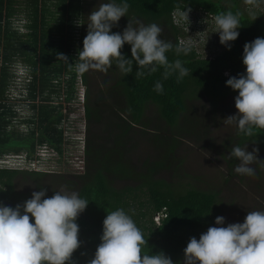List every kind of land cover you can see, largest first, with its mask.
<instances>
[{"label":"trees","instance_id":"obj_1","mask_svg":"<svg viewBox=\"0 0 264 264\" xmlns=\"http://www.w3.org/2000/svg\"><path fill=\"white\" fill-rule=\"evenodd\" d=\"M25 1L29 8L30 24L27 27L28 32L21 34L13 28L11 22L16 0H0V158L6 153L19 154L21 151L29 153L30 158L36 147L43 145L52 148L61 156L65 155L63 143L66 141L57 126L65 117L64 113L62 114L65 107L61 103L55 104L52 96L60 99L61 94H64L65 100L70 102L75 94L76 76H80L86 84V73L80 74L75 69L74 53H77L78 60V52L83 49L88 26L85 25L81 30L78 27L83 11L81 0ZM102 1L116 4L126 2L129 5L126 16L121 17L111 28L112 34L122 35L129 21L133 27L138 22L145 26L155 23L164 34L159 38L173 45L166 53L169 63L180 60L183 67L188 69V74L177 83L178 72H173L164 79V67L157 66L156 72L148 74V70L144 69L145 75L136 79L135 74L139 67L135 62L132 72L125 75L113 61L109 70V77L113 82L101 91L100 100L106 101L103 105L93 104L91 107L86 99L83 108L88 124L94 125L100 124L107 113L115 117V112H126V119L121 115L116 116V122L122 123L121 134L114 136L108 126L107 129L101 130L102 133L90 134L82 149L84 168L79 171L81 173L71 177L63 174L44 180L42 171L19 172L0 169V205L15 208L17 205L22 206L32 197L30 193L15 191L13 182L17 174L41 176L43 184H36L34 192L46 190L44 198H50L55 192L65 190L67 193L76 192L88 201L86 209L76 220L79 226L80 247L73 253L68 264H89L101 243L106 215L118 209H123L142 231L147 241V244L142 246V254L155 255L162 252L171 258L173 264H178L180 255L190 239L195 237L198 240L212 224L219 211L217 194L196 189L177 191L168 182L155 179V176L171 169V155L179 143L175 137L177 131H172L179 127L180 121H185L187 101L205 95L209 103L215 106L224 97L239 94L226 86V81L231 77L238 78L246 74V66L243 64L244 45L256 38H264V14L258 11H243L240 2L246 0H227L230 2L228 7L222 0ZM185 12H195L196 17L198 13H208L215 17L220 13L231 12L238 16L240 22L237 29L238 38L230 42V50L225 47L211 58H201L193 46L185 47L178 43L185 34L178 23L185 18ZM175 20H178L177 23ZM186 22L190 24L191 20ZM177 47L190 51L187 55L183 52L177 54ZM51 49L55 52L51 53ZM61 53L68 58L67 61L57 59ZM121 54L126 59H131V45L125 44ZM17 57L22 58L21 62L30 64L31 69L22 81L27 98L24 101L13 98L15 102L12 104L7 103L8 99H4L3 94L7 84L12 83L9 68H15V65L10 63V59L16 60ZM225 73H228V76H225ZM61 77L66 78V81L63 82ZM13 79H21V76L16 74ZM157 81L163 85L162 94L154 91ZM16 106H26L32 112L30 117L24 120L21 113L17 114V109H14ZM150 107L154 108V116L158 122L171 131L170 137H165L160 129L153 127L157 131L154 134L156 136L151 139L152 143H163L165 139L170 138L175 142L164 147L160 145L162 148L157 145L159 149L164 150L163 154H158L156 160L151 162L145 161L143 168L139 169L123 156L121 150L117 153L115 146L123 147L124 137L129 138L134 126H140L143 135L148 133V123L143 120ZM66 109L67 113L64 115L70 116L72 109ZM16 117L28 127L26 134L16 129ZM188 133L191 132L185 129L179 136ZM231 143V152L237 146L264 150V130L255 129L254 135L247 136L239 133L235 124V131L228 145ZM114 155L116 159L113 161ZM233 158L235 157L229 159L230 166L237 161L236 158L232 161ZM116 182L128 184L115 187ZM142 198L145 203L140 201ZM21 211L23 214V209ZM160 212L165 218L156 225L153 216ZM30 222L34 223V219Z\"/></svg>","mask_w":264,"mask_h":264},{"label":"clouds","instance_id":"obj_2","mask_svg":"<svg viewBox=\"0 0 264 264\" xmlns=\"http://www.w3.org/2000/svg\"><path fill=\"white\" fill-rule=\"evenodd\" d=\"M255 2L246 0L248 4ZM128 8L126 2L102 3L89 15L88 32L83 49L78 52L76 71L80 74L89 70L107 72L115 61L116 67L128 75L135 62L139 67L136 79L145 75L144 69L151 74L157 71V66H163L164 79L178 72L179 83L188 74V69L178 59L169 63L166 53L173 45L159 38L162 29L158 25L134 28L129 21L122 35L111 33V28L126 16ZM185 15L187 17L186 12ZM214 21L220 43L230 50V42L239 35L238 16L231 12L220 13ZM125 44L131 45V59L121 54ZM189 51L176 48L177 54L187 55ZM57 59L68 60L62 53ZM243 64L246 74L226 81V86L239 94L235 98L237 114L225 122L235 123L239 133L252 136L255 129L264 130V38H256L244 45ZM154 91L162 94V83L157 81ZM256 153L257 148L248 152L246 147H234L230 156L239 161L234 171L240 175H255V169L250 165L259 161L264 166ZM45 195L46 190L41 189L33 192L22 206L0 205V264H68L71 261L73 253L80 247L76 220L88 201L76 192L57 191L50 198H44ZM32 219L34 223L30 222ZM215 223L222 225L224 218L217 217ZM145 244L147 241L133 219L123 209L112 211L103 221L101 243L89 264H173L162 252L142 254ZM184 264H264V211H249L243 223L209 227L199 240L191 238L184 249Z\"/></svg>","mask_w":264,"mask_h":264},{"label":"rangeland","instance_id":"obj_3","mask_svg":"<svg viewBox=\"0 0 264 264\" xmlns=\"http://www.w3.org/2000/svg\"><path fill=\"white\" fill-rule=\"evenodd\" d=\"M221 2L227 7L230 4L227 0H222ZM81 3L83 11L81 22L78 24L79 30L83 29L84 26L89 23V15L104 2L102 0H81ZM13 8L15 12L11 18L12 26L19 33L26 34L28 32L27 27L30 24L28 19L29 8L26 1L16 0ZM240 8L243 11L246 10L248 13L258 11L264 14V0H256L254 4L249 5L246 1H241ZM195 14V12L193 14L189 13L188 17L178 22L181 24L180 28L185 33L183 35L184 37L178 40V43L185 47L193 46L196 48L201 58H211L215 54H219L223 51L226 46L220 43L219 33L211 29L212 26L216 27L215 21L213 20L210 26L211 18L209 15L198 13L196 17ZM188 19L191 20L190 24L186 22ZM175 23H177L176 20ZM199 23L203 25V27L200 28V32H198ZM140 25H142V23L138 22L137 25H134V28H138ZM161 35L164 34L161 33ZM54 52L55 51L51 49V53ZM74 54L77 55V53ZM76 55L74 57L75 64L77 63ZM21 60L22 58L20 57H17L16 60L10 59V63L15 65V68H9L12 76V83L9 82L7 84V88L3 94L4 99L5 97L8 99L7 103L11 102L13 104L15 102L13 101V96L15 95L19 97L17 98L19 101H24V99L27 98V91L22 81L25 80L24 78H26L31 67L30 64L23 63ZM110 69L111 68H109L107 72L89 70L86 72V84L80 76H76V82L74 84L75 94L70 102L65 100L64 94H61L62 99H59L55 95L52 96L55 104L61 103L65 107L62 114L67 113L66 107H70L72 112L70 116L63 114L65 117H63L60 124L57 126V128L63 132V138L66 141V143H63L65 155L63 154L59 159L56 158L41 164L40 169L42 168L45 171L42 176L45 178L44 180H49L52 179V177L63 174L71 177L81 173L79 171L84 168V164L81 161L83 159L82 149L86 138L89 137L90 134H96V132L102 133L101 130L107 129V126L112 130L114 136L121 134L122 123L116 122V116L121 115L125 118V116H127L126 112H123V114L115 112V117L112 116L111 113H107L104 115L100 124L96 125L93 123L88 124L84 117L83 106L86 99H88L89 106L91 107L93 104L103 105L106 101H101L100 99L101 91L105 89L106 85L113 82V79L109 77ZM13 74L14 76H16V74L20 75L21 79L14 80ZM225 76H228V73H225ZM27 81H29L28 77ZM62 81L65 82L66 78L62 79ZM237 96L238 94L226 96L215 104V106L209 103L205 95H200L199 97L187 101L186 104L188 109L184 116L185 121H180L179 127L172 131H177L175 137H177L179 143L171 155L173 161L171 169L169 171L160 172L155 176V179L158 178L168 182L172 185L173 189L177 191L184 192L186 189H196L201 192L216 193L219 211L213 218L212 224L209 227H227L229 224L243 223L249 211L264 210V166H262L259 161L251 164L250 167L255 169V175L253 176L240 175L234 171L239 163L238 160L230 166L229 159L232 157L230 156V148H232L233 145L232 143L228 145V143L233 137L235 123L228 124L225 120L237 114V109L235 107V98ZM14 109H17V114L21 113L24 120L30 117L32 113L26 106H16ZM154 115L155 111L153 107H150L145 113L143 121L148 123V133L143 135L142 133L144 132H142L141 127L134 126L129 134V138L124 137L122 141L123 147L120 148L117 145V147L115 146L116 149L114 148L117 150V153L118 150H121L123 156L139 169L143 168L145 161L151 162L156 160L158 154H163L164 150L159 149L162 148L160 145L164 147L165 145H171L175 142L173 138H170L169 140L165 139L163 143H152L151 139L156 136L154 134L157 131L154 128L160 129V132L164 136H169L171 133L170 129H166L164 124H160ZM72 120H76L77 122ZM15 125L20 133H27L26 129L28 127H26L24 122H21L20 118H15ZM185 129L191 133L179 136ZM44 147L49 151L52 149L46 145L37 146L35 153L39 148ZM245 147L248 152H252L253 148L250 146ZM21 153L25 152L21 151ZM23 155H15L11 152L2 155L3 157L0 159V169L14 167L18 168L19 172H24V162L19 163ZM256 155L258 160L264 161V150H258ZM8 156H12L13 159H11L12 157H9V159ZM115 159V155L112 156V160L114 161ZM234 160L235 158H233L232 161ZM44 180L41 179V176L30 177L27 174H17L13 183L15 185V191L32 194L35 185L42 183ZM127 184L128 183L125 182H116L114 186L121 187ZM50 190L54 189L50 188ZM63 192H65V190ZM140 201L145 203L144 198ZM156 215L160 218H165L163 214ZM217 217L224 218V223L222 225H217L215 223ZM153 222L155 224L159 223L155 215L153 216ZM207 230L203 233L207 232ZM178 264H184V252L181 253Z\"/></svg>","mask_w":264,"mask_h":264},{"label":"built area","instance_id":"obj_4","mask_svg":"<svg viewBox=\"0 0 264 264\" xmlns=\"http://www.w3.org/2000/svg\"><path fill=\"white\" fill-rule=\"evenodd\" d=\"M189 13H192V12H188L187 13V17H188ZM207 15H209L210 18H211V22H210V26H211L212 22L214 20V17H213V15L208 14V13H207ZM184 17H186V16H184ZM182 20H183V18H182ZM201 27H203V25L201 23H199L198 32H200V28ZM211 29L213 31L217 30L216 27H213V26H212ZM20 155H23V154H20ZM9 157H12V156H8V158ZM59 157H60V155L55 150L51 149L49 151L47 148L44 147V148H39V150L34 155H32L30 158L28 157L27 154H24L23 157H22V160H19V159L18 160H19V163L20 162L21 163L24 162V164H25L24 170L25 171H27V172H39V171H44L42 168L40 169L41 164H43L44 162L59 158ZM0 159H2V158H0ZM11 159H13V157ZM5 169L6 170H18V168H14V167L13 168L12 167L11 168H5ZM163 216H164V214H163ZM155 218H156L157 221H160V217L159 216L155 215Z\"/></svg>","mask_w":264,"mask_h":264},{"label":"crops","instance_id":"obj_5","mask_svg":"<svg viewBox=\"0 0 264 264\" xmlns=\"http://www.w3.org/2000/svg\"><path fill=\"white\" fill-rule=\"evenodd\" d=\"M63 148H64V146H63ZM35 151H36V150H34V154H35ZM25 154H27V155H28L29 153L25 152ZM34 154H33V155H34ZM31 156H32V155H31Z\"/></svg>","mask_w":264,"mask_h":264}]
</instances>
